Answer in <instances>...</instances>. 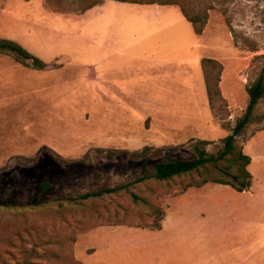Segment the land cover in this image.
<instances>
[{
	"label": "rangeland",
	"instance_id": "rangeland-1",
	"mask_svg": "<svg viewBox=\"0 0 264 264\" xmlns=\"http://www.w3.org/2000/svg\"><path fill=\"white\" fill-rule=\"evenodd\" d=\"M182 1L207 12L200 34L175 4L0 0V38L46 63L34 69L0 53V264H180L195 242L149 230L167 206L193 213L204 235L220 209L252 204L230 185L203 183L233 182L239 151L255 157L251 190L264 193V96L223 160L136 182L157 160L132 155L145 146L194 159L204 139L217 154L264 69V0ZM204 58L221 63L213 110ZM186 185L196 190L180 194ZM93 191L102 194L77 198ZM112 224L140 230L82 234L73 253L78 234Z\"/></svg>",
	"mask_w": 264,
	"mask_h": 264
},
{
	"label": "trees",
	"instance_id": "trees-1",
	"mask_svg": "<svg viewBox=\"0 0 264 264\" xmlns=\"http://www.w3.org/2000/svg\"><path fill=\"white\" fill-rule=\"evenodd\" d=\"M121 2L132 3H158L161 5L175 4L178 5L182 15L188 22L191 23L193 30L196 34H200L207 21V12H199L194 9L193 6L187 5L182 0H117ZM0 53L12 54L14 59L25 66H30L34 69H43L46 67V63L40 58L34 56L19 43L14 40L0 38ZM216 70L214 79L210 77V69ZM202 70L205 82V88L208 98L210 109L214 108V100H223L221 96L219 81L221 73V63L216 59L204 58L202 60ZM246 92L248 94V102L243 115L237 120L231 133L227 134L223 139V146L217 152V154H209L206 150L207 140H198L194 145V152L196 157L194 159H186L181 157H175L172 153L176 150V147H170L167 149L156 148L150 150L148 146H145L141 151L133 152L132 155L143 158H157V160L151 166V172L149 174H143L136 179V182L142 181L146 178H152L155 180H169L174 177L188 174L191 172H199L206 164H217L223 160L228 154L232 153L235 145V137L240 133L244 126H246L252 117L253 109L261 97L264 96V69L260 71L255 81L247 86ZM111 154H113L111 152ZM159 158V159H158ZM239 160L242 164L239 166V173L232 175V181H228L221 178H214L211 181L217 184H225L232 186L237 191L248 190L251 186L252 175L246 166L250 163L249 156L243 154L241 151L238 153ZM56 159V158H55ZM58 160V159H56ZM49 186L48 182H43L40 185L41 190H45ZM189 185H186L188 187ZM114 189H107V192H111ZM101 191L86 192L78 195L79 199H87L89 197H95L101 195ZM134 199L138 198L136 195H132ZM36 264V263H35Z\"/></svg>",
	"mask_w": 264,
	"mask_h": 264
},
{
	"label": "crops",
	"instance_id": "crops-1",
	"mask_svg": "<svg viewBox=\"0 0 264 264\" xmlns=\"http://www.w3.org/2000/svg\"><path fill=\"white\" fill-rule=\"evenodd\" d=\"M249 158L248 166L250 167L255 157ZM251 188L252 183L248 190L239 191L236 195H247L249 200H253V203L241 204L235 209L230 206L226 211L220 209L219 215L217 214L213 219V225L207 229L204 235L196 231V222L194 219L192 220L193 213L188 210L180 213L178 210L179 212L174 214V211L168 209V206L160 221V228L149 231L160 237L167 236L168 238L178 235L179 239L195 242L194 256L191 258L185 256L180 264H264V193L255 194ZM192 190H196V188L189 187L180 194H190ZM212 204L217 211V203ZM213 212L214 208H211V213ZM226 216L227 219H225ZM192 228L193 239H191ZM108 229L121 233L126 229L127 231H139L140 227L123 226L122 224L97 225L77 235L73 242V253L80 235L99 231L106 232Z\"/></svg>",
	"mask_w": 264,
	"mask_h": 264
}]
</instances>
